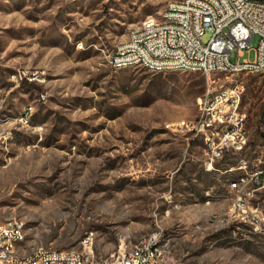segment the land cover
Here are the masks:
<instances>
[{"label": "rangeland", "instance_id": "rangeland-1", "mask_svg": "<svg viewBox=\"0 0 264 264\" xmlns=\"http://www.w3.org/2000/svg\"><path fill=\"white\" fill-rule=\"evenodd\" d=\"M168 1L0 0V220L23 223L19 253L90 242L100 263L156 235L171 264H264V231L230 211L229 189L264 170V72L109 65ZM234 83L248 145L208 168L200 137L166 125L196 121L206 88ZM250 204L264 212V187Z\"/></svg>", "mask_w": 264, "mask_h": 264}, {"label": "built area", "instance_id": "built-area-1", "mask_svg": "<svg viewBox=\"0 0 264 264\" xmlns=\"http://www.w3.org/2000/svg\"><path fill=\"white\" fill-rule=\"evenodd\" d=\"M252 59L230 60L231 51L242 56L252 49ZM82 44L81 42H79ZM113 69L140 67L152 72H264V0H170L159 17L144 18L109 56ZM21 79V76H20ZM244 88L240 83L209 87L197 98L198 119L167 124L198 135L206 166L227 152L240 153L248 145L246 114L241 110ZM43 97V95H41ZM264 187V170L242 173L231 212L256 231H264V212L251 206L256 190ZM18 219L0 220V264H171L156 235L142 238L110 261L96 262L91 253L74 249L38 247L19 253L25 237H18ZM89 237L84 242L88 243Z\"/></svg>", "mask_w": 264, "mask_h": 264}, {"label": "bare ground", "instance_id": "bare-ground-1", "mask_svg": "<svg viewBox=\"0 0 264 264\" xmlns=\"http://www.w3.org/2000/svg\"><path fill=\"white\" fill-rule=\"evenodd\" d=\"M149 19H154V18H149ZM82 45H83V44H82ZM79 48H80V49H83V46H80ZM212 163H213V162L210 163V166H208V168L211 167V164H212ZM235 185H237V182L234 183V184H232V186H235ZM19 223H20V222H19ZM20 225H21V228H18V237H25L24 228H23V223H20Z\"/></svg>", "mask_w": 264, "mask_h": 264}]
</instances>
